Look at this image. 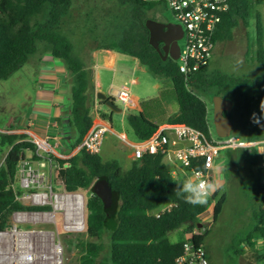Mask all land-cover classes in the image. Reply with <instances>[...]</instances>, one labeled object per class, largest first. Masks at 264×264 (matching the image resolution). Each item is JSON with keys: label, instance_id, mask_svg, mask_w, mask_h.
<instances>
[{"label": "trees", "instance_id": "1", "mask_svg": "<svg viewBox=\"0 0 264 264\" xmlns=\"http://www.w3.org/2000/svg\"><path fill=\"white\" fill-rule=\"evenodd\" d=\"M126 1L133 6L129 28L116 45H100L135 57L154 77L164 80L156 96L140 100L136 113L126 112V122L135 138L150 137L164 123H183L208 136L207 104L201 95L218 94L232 100L235 90L242 86L248 93L242 102L249 115L243 128L245 140L264 139L263 0H227L228 8L221 15L212 37L214 44L226 41L232 37L237 25H252L248 53L263 70V74L255 78L212 69L210 60L186 77L179 71L177 60L168 56L163 59V54H158L148 42L145 11L160 1ZM70 5L71 0H0V79L21 67L41 42L49 46L51 54L61 59L72 75L68 121L76 137L67 153L80 143L92 125L90 99L94 94L91 70L84 68L82 60L73 54L68 37L58 31ZM172 105H175L174 109ZM100 116L106 118L102 112ZM257 117L261 118L259 124L252 122ZM0 146L6 148L0 164V230H4L9 226L13 211L41 209V206L25 205L17 200L12 187L21 158L39 157L35 153V143L21 132L0 133ZM25 152H29V156ZM52 158L57 163V178L63 189L88 191L84 202V233L87 237L78 238L75 242L81 252L77 264H176L175 258L182 254L185 241L205 247L208 230H194L203 225L201 215L208 204L213 202L211 213L214 221L226 201V192L220 187L205 205L187 203L183 194H178L179 186L170 180L172 175L160 151L142 154L125 169L117 159H103L98 152L89 153L82 147L66 158ZM245 159L260 170L264 155L254 150L247 151ZM200 166V159L190 162L191 168ZM99 175H105L111 187L113 206L108 211L104 210L100 197L89 191ZM258 196V209L253 213L256 224L245 240L252 246L253 234L261 238L263 251L256 255V259L264 264V205L259 189ZM165 205L168 207L157 215ZM178 227L190 236L169 241L167 233ZM104 235L108 237L107 244L103 241Z\"/></svg>", "mask_w": 264, "mask_h": 264}, {"label": "rangeland", "instance_id": "2", "mask_svg": "<svg viewBox=\"0 0 264 264\" xmlns=\"http://www.w3.org/2000/svg\"><path fill=\"white\" fill-rule=\"evenodd\" d=\"M132 3L123 0H72L68 12L63 17L60 32L68 37L73 47V54L82 57L80 47L83 43L96 39L102 43L116 45L121 35L129 28L132 20ZM148 18L161 21L176 22L166 3L160 1L145 11ZM252 25H237L233 29V35L229 40L217 42L213 45L209 67L219 69L223 72L235 76L259 77L263 74L262 67L252 60L248 53L250 36H252ZM178 45H184V39L177 40ZM178 62V60H177ZM128 68V67H127ZM14 74V75H13ZM17 73H11L8 77L0 79V133L11 132L15 119L22 117L21 112L27 110L28 102L26 95L32 92L31 86L34 80L32 73H23L16 78ZM135 77L136 83L130 84L129 79ZM120 82L125 81L129 91L136 96L138 102L143 99L157 95L158 90L164 84V80L154 77L145 67L134 68L123 73ZM114 93V90L112 91ZM248 93L244 87H238L231 100L232 106L229 116L232 121L230 134L238 139L246 138L244 126L249 119V115L242 107L244 97ZM212 96L213 94L201 95L207 104V120L209 128L214 136L215 130L212 120ZM115 104L122 111L112 112L110 122L112 127L119 131L123 127L127 129L128 138L132 139L133 133L125 120L127 111L136 113L138 110L131 108L125 109L120 102ZM175 108V105H172ZM101 113V112H100ZM107 115V113H104ZM108 146H118L114 136L107 135ZM113 139V141H112ZM263 140V139H261ZM73 142V140H72ZM119 142V141H118ZM117 148V147H116ZM263 144H254L249 147H237L222 149L217 155L220 165V172L226 176L227 183L224 185L226 201L221 213L216 220H211L212 202L208 204L204 217H201L203 225H199L197 230H208L204 245L207 249L208 264H262V260L255 259L257 254L262 253V241L257 234H253L254 244L250 246L245 240V236L256 224L254 211L258 209L260 200L258 199V179L261 173L256 164H252L245 159L247 151L262 153ZM6 148L0 146V164L3 161ZM118 153L112 154L109 151L102 152L104 158H116L122 168L129 166V161L124 159L117 148ZM43 154L44 151L40 150ZM75 152V147L70 154ZM69 154V155H70ZM29 155V152H25ZM68 156V155H67ZM57 166H52L49 171L55 189H61L57 178ZM83 195V224H85L84 202L88 191H79ZM56 222L44 220H31L19 222L10 219L8 232H25V237L31 243L29 252L34 256L28 264H45L42 258L41 237L45 230L54 231L56 239L61 243L62 264H77L81 255L75 242L78 238H86L83 229L63 230V222L60 220V212H55ZM205 217H209L206 219ZM15 221V222H14ZM28 232V233H27ZM35 233V234H34ZM184 229L178 227L167 233L169 241H178L184 237ZM93 239V238H91ZM17 236L0 239V259L6 261L2 255L16 253ZM104 243H108L107 235L103 236ZM8 246V248H7ZM9 251V252H8Z\"/></svg>", "mask_w": 264, "mask_h": 264}, {"label": "built area", "instance_id": "3", "mask_svg": "<svg viewBox=\"0 0 264 264\" xmlns=\"http://www.w3.org/2000/svg\"><path fill=\"white\" fill-rule=\"evenodd\" d=\"M163 1L170 9L175 21L182 27L184 45L179 46L178 60L179 71L186 77L205 66L211 58L213 49V32L220 21L221 15L227 10V0H144ZM261 16L264 22V0L261 5ZM130 84H135L136 79L132 78ZM113 100L120 102L126 109L136 108L139 105L136 96H133L127 84L119 85L115 89ZM109 130L107 123L99 120L92 124L85 133L79 148L86 152L97 153L100 151L104 134ZM173 134L175 139L171 140L169 134ZM28 140L35 143V153L38 159L22 157L17 164L15 181L12 184L15 190V197L25 205L41 206V209L15 210L11 214L12 220L27 222L33 219V214H49L47 218L40 220L56 222L55 212H60V220L63 222V230L83 229V201L80 206L75 204V195H83L75 191L63 189L57 190L53 186L49 170L53 165L57 166L52 158L50 148L46 147V142L35 138L30 133ZM123 141L131 148L132 158L138 159L144 153H155L160 151L163 156L172 154L180 164L182 171H188L192 179L197 178V174L204 179L212 180V170L215 158L222 149L237 147H249L254 144H264L263 140L238 139L235 135L224 137L214 136L209 130L207 136L194 127L183 123H164L146 139H137L130 142L123 138ZM179 142V143H178ZM174 145V146H172ZM40 150L44 151L43 154ZM200 159L199 168H191L192 160ZM58 169V166L56 170ZM51 170V169H50ZM183 172V173H184ZM171 175L177 174L176 170H170ZM185 174V173H184ZM59 180V185H60ZM19 189V192L16 190ZM258 189L264 205V160L261 162V173L258 179ZM49 206L50 208H42ZM168 205L162 206L157 215L166 209ZM14 221V222H15ZM77 222V223H76ZM79 222V223H78ZM8 228V227H7ZM0 230V239L4 238L2 233L8 229ZM44 232L41 237L42 258L45 264H62V245L56 239L54 231ZM47 232H51V236ZM9 252V251H8ZM0 259V264H18L14 259ZM31 261V260H30ZM176 264H207L206 249L202 245L193 246L190 241L183 243V252L175 258ZM28 264V263H26Z\"/></svg>", "mask_w": 264, "mask_h": 264}, {"label": "crops", "instance_id": "4", "mask_svg": "<svg viewBox=\"0 0 264 264\" xmlns=\"http://www.w3.org/2000/svg\"><path fill=\"white\" fill-rule=\"evenodd\" d=\"M62 21L63 18L58 26L59 32L63 23ZM100 44L103 43L97 41L96 39L83 43L80 47V54L82 57H79L84 64V68L90 69L92 72L94 92L93 97L90 99L92 124L101 120L107 123L109 127V130L104 134L100 151L98 153L101 157L102 152L106 150L115 154V152L118 153L117 148H119L121 156L124 159H127L130 164L133 160L132 150L123 141V138L130 142H136L137 139L134 134V138L129 139L128 132L125 127L119 131H116L112 127L110 118L112 112L115 111L110 112V109L108 110L104 103L101 104L99 101L100 99L96 96V93L102 92L108 97H113L115 89L119 85L125 84V81H118L121 80L123 73L128 70L132 72L134 68L141 69L144 66L135 57L113 48L101 47ZM28 72L34 75V80L32 81L31 86L32 92L26 95L28 107L27 110L23 112L20 111L22 117L19 115L18 118L15 119L11 130L13 132L24 133L27 137L30 133H32L36 139L46 142V147L50 148L52 153L51 155L58 158H66L71 155V150L68 153L67 150L69 149V145L72 143V140H74V137H76L74 129L68 121L70 116V90L72 86V75L67 70L63 61L53 56L49 50V46L42 42L38 43L36 52L30 55L27 61L13 73H17L16 78H18L23 73ZM132 78L135 77H131L129 81ZM113 90L114 93H112ZM134 109L139 110V105ZM100 112L107 113L106 118H102L100 116ZM107 135L116 137L117 139L115 140V143H119L118 146L113 145L109 147V140L106 138ZM169 138L173 140L175 139V136L170 133ZM79 144L75 146V152L78 150ZM262 153H264V144ZM102 158L108 159L104 157ZM163 161L169 170L174 169L177 174L185 173L187 174L186 178H192L187 170L186 172L182 171L180 164L172 154L163 156ZM220 165L221 164L217 161L216 157L212 170V180L217 181L221 185V188L224 189V185L227 183V180L225 179L226 175L223 172H220ZM211 204L213 205V202ZM202 216L204 217V213L201 217ZM205 218L209 221V217ZM211 220L213 221L212 213ZM203 231L197 230L196 232ZM189 236L190 233H184V237L182 239H186ZM206 253L208 254L207 249ZM241 264L245 263L241 262Z\"/></svg>", "mask_w": 264, "mask_h": 264}, {"label": "water", "instance_id": "5", "mask_svg": "<svg viewBox=\"0 0 264 264\" xmlns=\"http://www.w3.org/2000/svg\"><path fill=\"white\" fill-rule=\"evenodd\" d=\"M145 26L149 32L148 42L158 52L163 54V59L167 56L176 60L179 54V45L177 40L182 36V27L177 22L161 21L154 18H146ZM160 43L162 45H160ZM97 98L104 101V105L111 111H120L114 100L102 92L96 93ZM212 120L215 134L224 137L230 134L232 121L225 114L231 109V100L218 94L212 96ZM225 112V113H224ZM89 191L100 197L103 208L108 211L113 206V198L109 181L105 175H99L90 185Z\"/></svg>", "mask_w": 264, "mask_h": 264}, {"label": "clouds", "instance_id": "6", "mask_svg": "<svg viewBox=\"0 0 264 264\" xmlns=\"http://www.w3.org/2000/svg\"><path fill=\"white\" fill-rule=\"evenodd\" d=\"M253 123L259 124L261 118H254ZM187 174H173L170 180L179 186L178 194H183L187 203L192 205H205L209 198L221 187L211 179L201 178L197 174L196 179L186 178Z\"/></svg>", "mask_w": 264, "mask_h": 264}, {"label": "bare ground", "instance_id": "7", "mask_svg": "<svg viewBox=\"0 0 264 264\" xmlns=\"http://www.w3.org/2000/svg\"><path fill=\"white\" fill-rule=\"evenodd\" d=\"M82 201H83V197L81 195H75V204H76V206H80L82 204ZM48 216H49V214H40V213H38V214H33L32 217L35 220H40V219H43V218L45 219ZM47 233H48L49 236H51V232H47ZM13 235H16L17 236V240H16V246H17L16 253L15 254L2 255V257L3 258H9L11 260L14 259L15 261L18 262V264H26L31 259L34 258V256L29 252L31 243L25 237V235H26L25 232H21V231H17V232H15V231L4 232V233H2L1 236H3L4 238H9V237H13ZM7 248H8V246H7ZM43 257H45V255Z\"/></svg>", "mask_w": 264, "mask_h": 264}, {"label": "flooded vegetation", "instance_id": "8", "mask_svg": "<svg viewBox=\"0 0 264 264\" xmlns=\"http://www.w3.org/2000/svg\"><path fill=\"white\" fill-rule=\"evenodd\" d=\"M160 45H162L161 43H160ZM225 113V112H224ZM225 114H227L228 116H229V112L228 113H225ZM230 117V116H229Z\"/></svg>", "mask_w": 264, "mask_h": 264}]
</instances>
